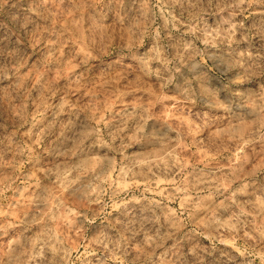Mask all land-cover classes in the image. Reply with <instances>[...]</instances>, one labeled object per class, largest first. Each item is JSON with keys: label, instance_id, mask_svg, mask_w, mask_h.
Returning a JSON list of instances; mask_svg holds the SVG:
<instances>
[{"label": "clouds", "instance_id": "obj_1", "mask_svg": "<svg viewBox=\"0 0 264 264\" xmlns=\"http://www.w3.org/2000/svg\"><path fill=\"white\" fill-rule=\"evenodd\" d=\"M217 251L264 264V0H0V264Z\"/></svg>", "mask_w": 264, "mask_h": 264}, {"label": "rangeland", "instance_id": "obj_2", "mask_svg": "<svg viewBox=\"0 0 264 264\" xmlns=\"http://www.w3.org/2000/svg\"><path fill=\"white\" fill-rule=\"evenodd\" d=\"M118 110V108H117ZM143 189V184H141V190ZM9 195H11V193H9ZM174 207H178V205H173ZM89 236L92 235L91 232L88 233ZM205 243H207V241H205ZM220 250H227L230 251L231 249H225V247L223 245L219 246ZM81 251H83V249H81ZM94 259V258H93ZM206 264H224V258H222L220 256V251L215 252L212 256H208L206 258Z\"/></svg>", "mask_w": 264, "mask_h": 264}]
</instances>
